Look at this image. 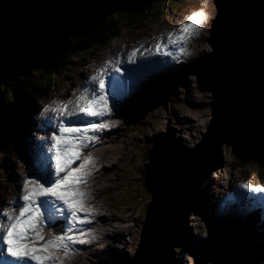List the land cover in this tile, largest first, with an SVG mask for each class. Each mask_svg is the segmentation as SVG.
<instances>
[{
    "label": "rangeland",
    "instance_id": "1",
    "mask_svg": "<svg viewBox=\"0 0 264 264\" xmlns=\"http://www.w3.org/2000/svg\"><path fill=\"white\" fill-rule=\"evenodd\" d=\"M2 1L10 2V0ZM208 1L210 3L214 0H179L176 3H174V1L169 3L164 0L161 4L163 13L158 16L154 14L155 6L154 8L152 7L153 10L148 9L147 16L138 17L136 19H134V15L130 13L127 14L126 12V15H124L123 11H117L108 15L103 20L104 25L110 24L114 20L116 21V26L119 28L117 37H122L117 41L120 43L128 42L133 44L134 46L130 48L131 50L134 47H140L142 42L144 43V47L152 45L154 43L153 38H161L162 33L167 34L173 30L178 31L177 28L179 29L182 23L187 22L186 17L191 12L203 9L207 14V21L200 30V34L197 38L193 36L187 44L190 55L181 57L179 63L177 62L180 87L176 89L173 88L170 101L168 100V102L162 103L160 99H158L154 90L156 81L150 79L145 85L138 89L125 91V94H132V92H134L137 95L129 99H124L122 95V99L112 115L108 118L105 117V119L110 120L114 126L98 134V140L101 138V133L104 132L109 136H115L120 132V130L117 129V127H119L124 134L120 137V142L114 143L113 147L121 148L122 145H125L127 149L123 150L124 160L122 161V158L119 160L121 164L118 171L121 175V179L114 183L107 181V178L114 177V172L117 169L111 166H114L117 162L112 159L108 162L109 169L105 170L108 176H100L95 181L98 182L102 180L101 183L87 186L85 189V191L90 192L92 196L89 203L94 206L96 212L100 211L105 214V218L113 220V224L118 228L121 226L126 229V226L131 225L135 232L127 235L125 240L126 243L118 247V244L114 246V240L109 237L113 234L111 231L112 228L105 227L100 229L103 233L102 235H93L88 239V242L75 245V251L71 258L65 259L64 264H112L111 259L116 256L122 255L126 258L133 257L136 248L137 234L139 232L137 221L144 220L143 212L151 200V195L143 184L142 171H144V165L147 162L146 155L151 147L152 141L156 137L162 136L165 132H168L173 138H181V145L184 148L192 149L198 144L202 134L205 133V129L211 120L210 113L212 111L208 104L213 100L212 96L215 90L212 88L210 81H207L209 74L204 69L203 64H208L214 72L218 73L220 71H225L231 63L229 50L226 49L223 43L220 44V42L212 39V41L209 42V39L213 37L210 31H215L214 27H211V24L214 23L216 17H222L223 20H225L226 14H220V8L217 9V7L208 12ZM225 1L228 7L234 5L233 0ZM217 2L220 5L219 0H217ZM13 5H17V3L8 4L7 8L1 7L2 10H0V15L3 16L7 14L6 12L11 9V7L13 8ZM223 9H227L225 4L223 5ZM10 11L8 13H10ZM1 20L2 17H0V27L2 25ZM207 44L210 47L209 51L203 50L204 46ZM196 45L199 46L196 47ZM110 46L109 44L107 48H110ZM220 48L221 52H225L223 59L218 55ZM105 51L106 49L103 48L98 56L93 58L95 60L93 64L89 63L91 57L86 54L76 56L73 59V63L65 68L64 73L60 76L57 75V78H55L56 86L50 91L49 95L45 96L47 97L46 100L60 98L62 94L67 96V100H74L77 95L74 96V93L72 96L69 95L70 92L74 91V89L71 90L72 86L74 84L79 85L83 83L86 75H88V78L91 77L93 71H91L89 67L87 68L88 64L94 68L93 70L98 68L97 65L101 63ZM126 52L127 51H124V53ZM102 62L104 65L107 62L104 56ZM196 64L201 65V69L197 68L194 71V68L197 67ZM112 70H114V67ZM31 74L42 84L43 81H46V77L42 75V71L37 68L34 69ZM260 80L264 82V75L260 77ZM252 84H255V88L259 90L257 96H254L252 93ZM252 84L244 90L237 113L245 116L246 122L242 125L244 141L253 144L251 145L253 148L258 147L256 149L257 151L253 149L250 160L247 159L248 162L245 164L239 161V158L244 154L246 155V152L231 150L226 147L218 149V157L220 158L221 155L222 158L219 166H221V169L225 168V173H223V175L226 174L227 178H221L222 181L219 180L220 183L216 185H219L220 188L216 189L215 192L212 189V192H210L211 190L208 191L207 185L206 187L204 186L205 190L203 191V187L200 200L203 199V196L211 201V194L216 199L219 193L225 196L236 191L238 197L245 201L257 194L241 191L239 187L241 183L247 182L254 186L264 185V90L261 92L264 86L260 84L258 77L253 80ZM7 86L8 84L4 85L5 88H7ZM139 91H141V95H139ZM35 105H37V103ZM193 109H195V114L193 115L194 117L191 115L192 119H197V113L202 116L204 115L198 120L201 127L195 130L190 127V123L188 122L190 120L186 119L183 115V113H190L191 110V114L194 113ZM235 118L236 116H233L232 121L233 119L235 120ZM25 119V123L31 126L26 130L23 128L26 124H18L14 126L13 131L16 134L17 140H19L18 138L20 137L24 149L25 145L28 144L26 150L29 151L33 147L30 138L34 132L31 127L34 125L36 128L40 129L43 122H34L30 116H26ZM185 129L187 130L185 131ZM189 133L195 137L191 142H187L189 140L186 139V135ZM9 154H18L13 143L9 146ZM92 155L95 158L94 153H92ZM230 162H236L237 167H230ZM77 163H79V161ZM98 167L99 165L97 164V168ZM216 173H218V171ZM30 175H32L31 169L28 168L24 156L21 155L19 158L6 156V161L0 165V212H2L4 208L12 207V205L7 203L8 201H14L18 194L22 195L21 182ZM94 176L95 174L93 172L90 177ZM210 181L209 187H212L215 179H210ZM208 182L209 181H207L206 184ZM228 188L233 191L229 192L227 190ZM220 190H222V192H220ZM220 198L221 197L215 200V202H219L221 200ZM257 199H259L258 195ZM244 201H240V203ZM105 204L108 206L106 209H102L100 205ZM219 204H221V206L216 205L213 207L219 208L217 211H214L217 215L213 213L207 216L206 211L208 210L198 207L200 215L196 216L197 220L194 221L192 218L193 212L190 213L186 224L187 231L184 230L183 232V239H187V235L191 238L188 237V240H186L188 246H179L174 249V254L172 255L173 264H178L177 262H179V264H186L185 258L187 257L192 260L193 264H195V259H197L196 264H223L225 255L231 252V248H233L230 241L234 242L236 244L235 246H239L242 243L240 238L252 235V226L251 229L246 230L243 234H239L240 231H244L243 226L241 229H236L235 227L239 228L237 224L242 222L244 217H249L251 215L246 207L254 206L247 205L245 207H239V202L235 200L231 201L229 204H227V202H221ZM230 207L232 208L231 210H229ZM130 214L132 215V220L129 223L121 224V221L117 218L130 217ZM211 223H213V225ZM255 224L256 223H253L251 225L255 226ZM213 227L218 230V234L215 235V233H211L210 229H213ZM108 228L111 230H108ZM207 231L209 235L205 238H201L202 240L200 243V237L198 238L196 234H206ZM106 239L107 241L105 242ZM92 240H95V245H93L92 250L82 248L83 245L90 246ZM211 242H216L214 248L211 246ZM239 248L242 250V248L245 247L239 246ZM101 250H103V252ZM245 251L246 249H244V253L247 252L251 255V252ZM92 252L95 253V256L92 255ZM180 259L182 263L179 261Z\"/></svg>",
    "mask_w": 264,
    "mask_h": 264
},
{
    "label": "water",
    "instance_id": "2",
    "mask_svg": "<svg viewBox=\"0 0 264 264\" xmlns=\"http://www.w3.org/2000/svg\"><path fill=\"white\" fill-rule=\"evenodd\" d=\"M157 1L20 0L0 27V86L30 75L46 59L68 50L72 36L86 35L108 15L157 7ZM233 1L226 10L220 7L226 18L216 17L215 31H210L211 39L229 50L231 63L218 73L203 65L215 90L208 104L211 120L190 150L181 145V138L168 132L152 141L142 171L151 200L143 212L144 220L137 221L135 252L130 258H112V264H173L171 256L201 187L219 165L218 149L228 120L238 111L245 88L262 73L264 7L259 0Z\"/></svg>",
    "mask_w": 264,
    "mask_h": 264
},
{
    "label": "snow or ice",
    "instance_id": "3",
    "mask_svg": "<svg viewBox=\"0 0 264 264\" xmlns=\"http://www.w3.org/2000/svg\"><path fill=\"white\" fill-rule=\"evenodd\" d=\"M186 20L179 31L167 33L166 41L154 37L149 48H144L143 42L139 48H132L127 53V63L135 65L138 54L144 59L169 57L175 62L190 55L187 44L200 34L207 14L199 9ZM121 56L116 57L115 72H122ZM128 71L133 75L138 72L134 68ZM82 88L74 102L60 101L49 109L52 131L50 136L36 138L39 144L34 150L35 170L22 180V195L8 201L12 207L0 212V242L5 254L19 264H64L75 245L88 242L94 235L91 228L85 227L96 213L89 203L91 193L85 189L97 161L91 151L85 154L83 150L98 142V133L114 126L105 117H110L120 103L123 84L101 69ZM239 187L248 193L264 194V185L243 182Z\"/></svg>",
    "mask_w": 264,
    "mask_h": 264
},
{
    "label": "trees",
    "instance_id": "4",
    "mask_svg": "<svg viewBox=\"0 0 264 264\" xmlns=\"http://www.w3.org/2000/svg\"><path fill=\"white\" fill-rule=\"evenodd\" d=\"M162 1L164 0H158L154 4L158 5L154 10V14H156V16L163 13V8L161 6ZM172 1L176 3L179 0H165V2L169 3ZM260 1L264 7V0ZM11 9L6 12L7 15L13 11L12 7ZM148 9H150V7L142 11H133L130 14L134 15V19L142 16H147L148 13L146 11H148ZM9 11L10 13H8ZM123 14L126 15V13ZM118 32L119 28L116 26L115 20L106 25H104L102 22L96 25L90 32H88L84 36H73L71 38V47L68 50L64 51L60 55H55L53 58L46 59L40 66H38V69L43 73L42 75L46 76V81H43V84L40 83L39 80H36V77L31 74L26 77H21L18 81L9 83L7 88L2 86L0 90L5 97V103H7V106H5L4 109L0 112V150H4L12 143L11 136L16 138V134L13 131L14 126L22 123L24 118L27 116L26 112H29L31 109L34 110V107L31 106H26L25 108L23 106L21 107L23 102H25L27 98L39 99L49 95L50 91L55 87L54 81L55 78H57V75L60 76L61 74H63L65 68L69 64L73 63V59L76 56L86 54L89 57H96L100 53L101 48L109 43L111 39H113L117 35ZM176 86L177 84L168 82L159 85L156 88L158 99H160L162 103L168 102V100L171 99L173 88H176ZM233 116L234 115H232L228 120V127L225 130L226 137L222 139L220 148L224 147V145H227L233 150H241L246 152V155L244 154L239 158V161L246 164L248 162L247 159L250 160V157L252 156L251 154L253 149L257 151L256 149L258 147L255 146L256 148H253L251 146L253 144L243 140L242 125L243 123H245V119L242 120L239 116H236L235 120L233 119L232 121ZM10 129L14 134L9 132ZM7 133H9V135ZM20 151L22 152L21 149ZM220 158L219 161L221 162ZM5 159L6 156L4 158L0 156V165L4 163ZM230 164L234 168L237 167L236 162H230ZM198 207L199 206L196 207L195 213H199ZM255 222L256 217L252 213L251 218H243V221L240 224H237L239 228H235L241 229L243 226L244 229H251V226L253 228V225L251 224ZM243 233V231L239 232V234ZM241 239H243L244 241L240 245L241 247L245 248H242V250L241 248H239V246H234L233 248H231L232 251L225 255V261L223 264H258V262L261 261L259 257L264 246L263 242H260L255 235L242 237ZM187 244L188 243L186 242V239L182 238L180 246L185 247L187 246ZM244 249H246V251L248 252H251V255L246 251V253H244Z\"/></svg>",
    "mask_w": 264,
    "mask_h": 264
},
{
    "label": "bare ground",
    "instance_id": "5",
    "mask_svg": "<svg viewBox=\"0 0 264 264\" xmlns=\"http://www.w3.org/2000/svg\"><path fill=\"white\" fill-rule=\"evenodd\" d=\"M260 1V0H259ZM17 4H18V2H16ZM17 5H14V7H13V11L11 12V13H13L14 12V8L16 7ZM215 7H217V9H219L220 8V5L218 4V2H217V0H214V1H212V2H210L209 3V1H208V6H207V10H208V12L211 10V9H214ZM217 9H215V10H217ZM215 12V11H214ZM98 25V24H97ZM212 25L213 24H211V27H212ZM198 36H196V38H197ZM159 38V37H158ZM161 39L162 40H167V34L166 33H162V36H161ZM212 40L211 39H209V42H211ZM116 46V45H115ZM199 45H196V47H198ZM203 50H207V51H209L210 50V47H209V45L207 44V45H205L204 46V48H203ZM112 50H109L108 52H106V54L104 55V59H106L107 60V62L108 61H112L113 63H115V65H116V56H112L111 54H110V52H111ZM218 55H220V57L223 59L224 58V56H225V52L223 51V52H221V48H220V50L218 51ZM123 56H124V54H123ZM225 60V59H224ZM106 62V63H107ZM179 63V62H178ZM178 63H176L175 65L177 66L178 65ZM104 65V64H103ZM169 69H170V72L172 71V66H169ZM181 72V71H180ZM185 72V71H184ZM184 72H183V74H184ZM176 76H178V74L176 75ZM86 78H87V80H88V75H86L85 76ZM85 84V82L82 84V85H84ZM82 85H80V87L76 90V89H74V91H72V92H70L69 93V95H71L72 96V94L73 93H75V95L74 96H78L79 95V93L81 92V91H83V88H82ZM125 89L127 90V91H130V89H129V86L127 85V84H125ZM138 89V88H137ZM139 93V95H141V91H139L138 92ZM125 94V93H124ZM68 95V96H69ZM137 94L136 93H134V92H132V94L130 95V97L129 98H131L132 96L133 97H135ZM128 98V99H129ZM68 99V98H67ZM74 99V98H73ZM75 101V99L73 100V102ZM33 104V103H32ZM31 103H27L26 105H28V106H31V107H34V106H36L35 104L34 105H32ZM191 112H192V110H191ZM191 112L190 113H183V115H184V117H186V119H188V120H190V121H188L189 123H190V127L191 128H193L194 130L195 129H197V128H200L201 127V124L200 123H198V120H199V118L200 117H203L202 115H200L199 113H197V115H196V118L197 119H192L191 118V115L193 116L194 114H195V109H193V112L194 113H192L191 114ZM49 114H50V112H49ZM194 117V116H193ZM108 118V117H107ZM167 119V118H166ZM202 121V120H201ZM29 127V125H25L23 128L24 129H26L27 130V128ZM180 128V127H179ZM185 128V127H184ZM117 129L118 130H120V132H118L117 133V135H115V136H109L106 132H104V133H101V138L98 140V142L94 145V146H91L90 148H88L89 149V151H91L92 153H94V156H95V159H96V161H97V164L99 165V167L98 168H96V170L94 171V174H95V176L94 177H89L88 178V186H92V185H97L98 183H101L102 182V180H99L98 182H96L95 180L96 179H98L100 176H108L107 174L108 173H106L105 172V170H108L109 168H108V162L109 161H111L112 159H114V161H117L116 162V164L113 166V165H111L112 167H114V169L115 168H117L116 169V171L114 172V177H111V178H107V181H109V182H112V183H114V182H116V181H118V180H120L121 179V175H120V173H119V167H120V164H121V162H119V160L122 158V161L124 160L123 158H124V151L123 150H125V149H127V147L125 146V145H122V147L121 148H116V147H113L114 146V143H119L120 142V140H121V138L120 137H122L123 136V132H121V129L119 128V127H117ZM172 129V128H171ZM99 134V133H98ZM97 134V135H98ZM193 134V133H192ZM126 136V135H125ZM191 138V139H190ZM144 139V138H143ZM186 139L187 140H189V141H187V142H191V140H193V139H195V137L194 136H192L190 133L188 134V135H186ZM223 147H221V149H222ZM88 149H84L83 151L85 152V154L87 153V151H88ZM219 149H220V147H219ZM35 150V149H34ZM33 150V151H34ZM218 161H219V157H218ZM78 161H76V163H77ZM217 172V171H216ZM217 174V173H216ZM216 174H214V175H216ZM240 190L241 191H243V192H246L244 189H242V188H240ZM90 193V192H89ZM259 196V195H258ZM222 198V197H221ZM220 198V199H221ZM259 198H260V196H259ZM221 202H223V201H219V203H221ZM11 205V204H10ZM9 205V206H10ZM98 205V204H97ZM101 206V208L102 209H106V207L108 206L107 204H105V205H100ZM252 216V213H251V215L249 216V217H251ZM132 215L130 214V217H128V216H126V217H117L118 218V220L119 221H121V224H123V223H129L131 220H132ZM247 217V216H246ZM245 218V217H244ZM243 221V220H242ZM113 220H108L107 218H105V214H103V213H101L100 211H98V212H96L95 213V219L92 221V223L90 224V225H86L85 227L86 228H91V230H92V232L94 233V235H96V236H100V235H102L103 233L101 232V230L100 229H103V228H105V227H111L112 228V230L111 229H109L108 228V230H111L112 232H113V234L111 235V236H109L111 239H113L114 240V246L116 245V244H118V247H120L121 246V244H123V243H126L125 242V240H126V236L127 235H130V234H133L134 232H135V230H134V228H133V226H126V229H124V227H121L120 226V228H118L117 226H115L114 224H113ZM241 222H239L238 224H240ZM256 223V222H255ZM253 224V223H252ZM254 228H255V226H253V228H252V235H254ZM128 229V230H127ZM192 229V228H191ZM195 229H197V228H195ZM126 230V231H125ZM246 230H249V229H244V231L243 232H245ZM125 231V232H124ZM194 231V230H193ZM195 233V232H194ZM196 235H198V238L200 237V243H201V238H204L200 233H198V234H196ZM194 237H196V236H194ZM91 238V237H90ZM107 241V239L105 240V242ZM95 243V240H92V244L90 245V246H88V245H83L82 246V248H84V249H86V250H92V247H93V245H95L94 244ZM102 252H103V250H101ZM92 255L93 256H95V253L94 252H92ZM0 260L1 261H3L5 264H18L14 259H12V258H8V257H6L4 254H2L1 252H0ZM1 263V262H0Z\"/></svg>",
    "mask_w": 264,
    "mask_h": 264
},
{
    "label": "clouds",
    "instance_id": "6",
    "mask_svg": "<svg viewBox=\"0 0 264 264\" xmlns=\"http://www.w3.org/2000/svg\"><path fill=\"white\" fill-rule=\"evenodd\" d=\"M123 13H126V12H123ZM127 13H131V12H127ZM77 37H78V36H77ZM12 82H15V81H12ZM9 83H11V82H9ZM9 83H8V84H9ZM54 84H56V82H54ZM2 85L4 86L5 84H2ZM2 85L0 86V88L2 87ZM6 85H7V84H6ZM1 94H2V93H1V90H0V95H1ZM2 97L4 98L3 94H2ZM26 114H27V112H26ZM232 115H234V116H239V114H238L236 111H234ZM27 116H28V114H27ZM23 124H26V123H23ZM23 124H22V125H23ZM26 125H27V124H26ZM28 125H29V124H28ZM24 126H25V125H24ZM29 126H31V125H29ZM33 127H35V126L33 125ZM32 129H33V131H34V130H36V129H38V128L35 127V128H32ZM9 132L13 133V131H12L11 129L9 130ZM13 134H14V133H13ZM33 135H34V134H33ZM223 137H224V136H223ZM27 141H28V140H27ZM20 146L23 148V143H22V142H20ZM25 146H26V145H25ZM23 149H24V148H23ZM186 149H187V148H186ZM188 150H190V149H188ZM23 153H24V152H23ZM20 154H21V153H20ZM21 155H22V154H21ZM22 156H24V159L27 158L25 153H24V155H22ZM220 167H221V166L218 165L217 169H216L211 175L214 176V174L216 173V171H218V172H224V168L221 169Z\"/></svg>",
    "mask_w": 264,
    "mask_h": 264
}]
</instances>
